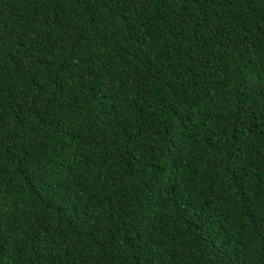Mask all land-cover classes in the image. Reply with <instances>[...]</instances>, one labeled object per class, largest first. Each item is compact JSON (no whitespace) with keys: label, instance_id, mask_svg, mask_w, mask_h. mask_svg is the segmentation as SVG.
<instances>
[{"label":"trees","instance_id":"1","mask_svg":"<svg viewBox=\"0 0 264 264\" xmlns=\"http://www.w3.org/2000/svg\"><path fill=\"white\" fill-rule=\"evenodd\" d=\"M0 264H264V0H0Z\"/></svg>","mask_w":264,"mask_h":264}]
</instances>
